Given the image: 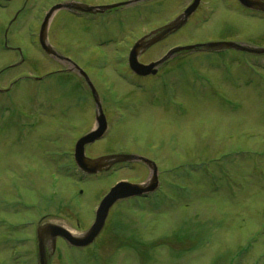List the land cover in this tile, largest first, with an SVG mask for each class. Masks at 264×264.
<instances>
[{
  "label": "rangeland",
  "instance_id": "obj_1",
  "mask_svg": "<svg viewBox=\"0 0 264 264\" xmlns=\"http://www.w3.org/2000/svg\"><path fill=\"white\" fill-rule=\"evenodd\" d=\"M74 1L130 0H0V264H37L40 224L82 235L116 182L150 176L140 163L95 176L74 163L77 140L96 124V105L78 72H57L73 66L47 56L38 42L48 10ZM192 2L135 1L53 17L49 43L88 73L108 120L87 156L151 157L162 187L116 202L91 246L58 240L50 264H264V54L196 49L146 76L128 66L135 42ZM237 5L202 0L187 24L140 62L209 42L264 48V15Z\"/></svg>",
  "mask_w": 264,
  "mask_h": 264
},
{
  "label": "water",
  "instance_id": "obj_2",
  "mask_svg": "<svg viewBox=\"0 0 264 264\" xmlns=\"http://www.w3.org/2000/svg\"><path fill=\"white\" fill-rule=\"evenodd\" d=\"M137 2L142 0H132L125 3L112 4L106 6H91L87 4H82L78 2H65L52 6L46 13L43 22L40 27L39 32V43L42 49L50 56L57 58L59 60H66L71 62L74 68L78 69V72L84 77L88 86L91 89L93 98L96 103V124L91 131L82 136L75 145L74 158L78 167L87 174H97L103 170L109 169L112 165L125 161H135L142 160L147 163L151 168L150 178L142 184L130 183L126 181H121L113 186L110 191L101 200L98 209L96 211V217L90 228L84 232L82 235H75L69 229L64 226L48 222L42 224L37 229V240L39 246V258L40 264H47L48 250H52L56 244L57 238L62 237L67 242L73 246L84 247L92 244L95 239L102 232L109 211L112 206L119 200L141 196L143 194L155 191L159 186V170L157 164L143 156L132 155V154H112L100 156L98 158H90L86 155V146L94 143L95 141L101 139L108 130V122L106 115L103 110V106L99 97V94L90 80L88 74L80 68L71 59L64 57L59 54L55 48L48 41V32L50 22L54 14L61 9H71L80 12H104L105 10L113 9L116 7L124 6L130 2ZM239 2L246 8L258 10L264 12V0H239ZM201 3V0H193V2L184 10V12L175 18L173 21L164 25L157 30L150 32L148 35L141 37L135 42L133 47L129 52V66L131 70L140 76H146L150 74H156L159 69V65L172 58L176 53L182 51H191L198 49H209V50H221L223 48H235L250 53L262 54L264 53V48H255L246 44H240L232 41L223 42H210L206 44H195L188 46L175 47L160 60L144 64L139 61V56L145 52L149 47L155 43L163 40L169 34L177 31L179 28L184 26L188 19L193 15Z\"/></svg>",
  "mask_w": 264,
  "mask_h": 264
},
{
  "label": "flooded vegetation",
  "instance_id": "obj_3",
  "mask_svg": "<svg viewBox=\"0 0 264 264\" xmlns=\"http://www.w3.org/2000/svg\"><path fill=\"white\" fill-rule=\"evenodd\" d=\"M179 54H181V53H179ZM179 54H176V55H179ZM176 55H175V56H176ZM170 60H171V59H170ZM166 62H168V61H166ZM166 62H165V63H166ZM165 63H164V64H165ZM164 64H163V65H164ZM67 70H71V69H67ZM74 72H75V71H74ZM56 251H57V250H56ZM54 253H55V252H53L52 250H51V251L48 250L47 264H50V259L53 257L52 255H53Z\"/></svg>",
  "mask_w": 264,
  "mask_h": 264
}]
</instances>
